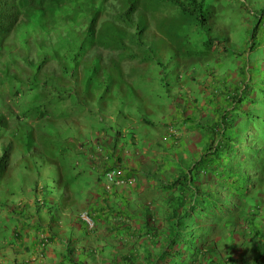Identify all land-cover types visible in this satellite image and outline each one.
<instances>
[{"label": "trees", "instance_id": "trees-1", "mask_svg": "<svg viewBox=\"0 0 264 264\" xmlns=\"http://www.w3.org/2000/svg\"><path fill=\"white\" fill-rule=\"evenodd\" d=\"M107 4L116 11L101 20ZM239 11L250 26L242 23L233 46L226 24L215 27L220 18L204 0H0V51L14 34L23 44L22 35H45L33 44L39 64L28 63L38 55L24 62L26 76L14 61L0 75V93L11 94L17 112L0 103V264H264V0L247 14L239 4ZM75 23L79 30L70 29ZM149 25L160 34L154 45L201 41V50H171L178 58L173 68L203 78L190 108L173 101L176 112L167 121L139 118L135 128L100 126L87 104L83 116L72 118L59 93L60 60L40 73L44 53L52 49L58 58L59 32L81 45L88 41L92 56L105 58L115 74L100 83L111 93L132 83L131 64L149 61ZM149 129L162 130L163 143L151 142ZM92 133L105 138L89 141ZM184 133L199 134L198 145L188 148ZM110 172L123 184L108 190ZM25 196H32L31 206ZM84 200L91 228L76 213ZM59 221L66 227H55ZM114 243L125 253L114 252Z\"/></svg>", "mask_w": 264, "mask_h": 264}, {"label": "rangeland", "instance_id": "rangeland-1", "mask_svg": "<svg viewBox=\"0 0 264 264\" xmlns=\"http://www.w3.org/2000/svg\"><path fill=\"white\" fill-rule=\"evenodd\" d=\"M204 1L207 4V6L210 5L213 10L214 9L216 10V14L218 18H220V20L215 24V27L216 28L220 26L225 27V24H226L227 32H231L229 37L231 38V42L233 46L238 45L240 43V38L242 36V26L244 25L245 27L246 24L248 25L250 24L249 18L247 17V15L242 16V17L239 16V13L242 11L241 10L238 12L239 4H243L246 14L247 12L250 13V11L254 10L258 4H261V0H233L234 2L232 0H204ZM218 2L219 4L217 5ZM231 2H233L232 5H231ZM109 3H112V2H109ZM107 5L109 6L108 11L102 15L101 20L106 19L107 15L109 16L111 13L116 11L115 4L113 5L107 4ZM224 7L226 9H224ZM72 13H73L74 18H76L77 20L80 13L77 10ZM239 18L242 22H239ZM243 22L244 24L242 25ZM76 24L77 23H75L74 26H71L70 29L79 30ZM63 30L59 32L58 42L57 44H55L53 48L56 51H58V55H57L58 58L56 56L55 58H53L50 55V52L52 49L44 53V56L48 58L45 59L44 61L45 65L42 66L40 73H45L47 72V70L52 71L55 68L54 66L56 64L55 62H57V60H60V67L62 68V72H63V76H62L63 80L60 82L59 93L61 95L60 97H62L64 100V102H62V106L63 107L66 106L68 107V109H70V112L73 115L72 118L77 117V116H83L85 114L83 113V109L86 108L85 105L87 104V101L89 99L93 100L94 97L97 100L98 95L101 94V97H100L101 103H103L104 101L107 102L108 100L114 99L112 103L113 105H117V100H119L118 106L117 107L114 106V107L122 109L127 113H130L129 110H133L134 108H136L137 110L133 112L132 114L134 118H137V119L146 118L148 120H156V122H159L161 120V122H163V121H167L168 115H174V113L176 112L172 110L167 112L169 109V105H173L174 100L176 101L180 99L179 103H180L181 109H183L185 106L187 107V105H189V108H190V106L193 104V98L197 94L196 89L198 91L201 90V87L197 88L195 87V84L198 82V80L200 82L203 81L202 75H196V77L191 75L193 70H191L190 68L189 69H184V67L183 68H180V67L173 68L178 58H176L175 55L172 58V52L178 53L180 50L182 51L189 50L191 48H195V49L197 48V50H201L202 49V46L200 47L201 41L197 42V40L192 39L190 41L192 43L190 44H186L183 41H176V43L172 45V48H170V46H167L164 42L158 45H154V42L160 39V36H159L160 34L156 30V28L150 27L149 25V30H147L144 33V36L146 37L147 41H149L148 44L150 46L151 44L153 45L152 51L150 52L151 57H149V61L143 63V65H139L138 63L131 64L135 66L134 69L136 70V75L134 74L133 76V81L130 84L131 86H127L124 88L126 90H135L137 87L142 88L144 90V96H143V99L142 100L139 99V102L135 104L134 106H131L130 103L128 104V106H124L125 102L124 103L120 102V99L118 97V94H120L122 90H116L117 87L113 86L112 89L113 90L115 89V91L108 93L105 90H103L105 88V85H102L100 83V80L102 81V78L106 77L109 74H112V75L115 74L114 73L115 71L104 66L106 64L105 58L99 59L98 57L92 56L93 50L90 51L88 41L85 44L81 45L80 43L82 42V40L76 43L72 42L71 40H67L66 38H64L65 35L63 34ZM14 35H12L5 42L2 52H0V71L2 70L3 65L14 61L17 64V67L23 69V76H26L27 74H24V70H26L27 67L24 65V62H26L25 61L26 59L33 60L35 56L38 55V57L35 60L31 62L28 61V63H31L33 66H36L39 64V61H40L39 51L33 44L35 43L34 42L35 39L37 40L41 39L42 37H44V34H40L37 37L36 36L33 37L32 35L27 36L24 39V44L21 43L18 40L17 36H14ZM27 47L29 48V53L27 52ZM147 47H148L147 45H144L142 46L141 50L145 51ZM98 52L102 56L107 55L105 51H98ZM141 56L147 57V55H141ZM114 63L115 62H113V64ZM128 63L129 62L126 61L123 65H120V68L123 69V71L124 70L126 71V69L124 68H126V65ZM162 64H165L166 66L163 67ZM115 66H118V63H115L113 67ZM164 69H166L165 72H164ZM179 75L182 78H179L180 77ZM204 75L206 76V74ZM165 82L168 84L169 87L165 85ZM2 83L5 85L4 81ZM55 85H56V82H55ZM49 86H51L50 83H49ZM180 86H183V87L180 88ZM202 88H205V87H202ZM181 91L182 92L184 91L183 94L181 93ZM209 92H210L209 87H206V92H204V95H203L206 103H208V101L211 99ZM68 95H70L69 98H68ZM186 99L188 100L187 105L184 104V101H186ZM0 103L10 107L11 109H13L14 113H17L15 110L14 104L11 102L10 93L4 94V95L0 94ZM71 104L73 106H71ZM204 104H202V102H198L197 106L200 108ZM204 107L207 108V105H204ZM212 107L213 106H211V108ZM175 110H177L176 106H175ZM186 111H187V108H186ZM205 114L206 113H204L203 111L200 113V116L204 117ZM177 116L179 117V115ZM95 117L97 119V123H100V126H103L104 124L106 125L109 123L108 121L109 115L107 113H95ZM202 119L203 118H201V120ZM157 130L159 129H156V130L149 129L148 130V133L154 134L157 136V138L154 141H156L157 139H160L162 137L161 135L163 134L162 130H161L162 134L159 133ZM92 135L94 136H92L90 140L96 141L99 139L97 138L95 140L94 138L97 134L92 133ZM198 135L197 136L193 135L194 136L193 141L195 140V143L197 145L199 143L197 141L199 140ZM161 139L159 141L163 143ZM123 156L125 157L124 159H127L129 161V163H131V161L133 160L131 157L132 156L131 152L128 147H124ZM157 157L160 160L159 154L157 155ZM137 159L141 160L140 163L142 164H146L149 162V160H147L146 158L142 159V157H137ZM13 173L14 174L20 173V170L18 169L17 171ZM162 180L164 179L162 178ZM15 182L17 181L14 180V183ZM90 196L94 197V193L90 192ZM47 197H49L47 199L49 204H53L54 203L53 201L56 200L55 196L48 195ZM39 199H40V195L38 196V201ZM23 200H24V203L30 206L33 204L32 196H25ZM89 200L88 201L84 200L82 203L75 205V209L77 210L76 213L79 214L81 212H84L87 209V204ZM62 221H66V220L63 219ZM74 226H77V225H73V227ZM55 227H59V228L66 227V224H62L59 221L57 224H55ZM114 244L116 245L115 247L116 249L114 250V252L118 250L119 252L117 253H120V254L125 253V252H120L121 246H117L118 243H114ZM91 245L93 246V244ZM57 249H60V248L57 246ZM51 253H53L52 250H51ZM95 255H96L95 256L96 260L103 259L97 253H95ZM39 262L42 264H52L48 261H42V260H40ZM32 264L34 263L32 262ZM87 264H97V262L89 261L87 262Z\"/></svg>", "mask_w": 264, "mask_h": 264}, {"label": "crops", "instance_id": "crops-1", "mask_svg": "<svg viewBox=\"0 0 264 264\" xmlns=\"http://www.w3.org/2000/svg\"><path fill=\"white\" fill-rule=\"evenodd\" d=\"M150 27H154L155 28L154 25H150ZM138 68H140V67H138ZM127 86H131L129 81H127ZM182 87L183 86H180V88H182ZM124 88L122 89V92L120 94H118L120 102H122V103L125 102L124 106H128L129 103H130L131 106H134L135 104H137L139 102V99L140 100L143 99L144 90L142 88L137 87L135 90L130 91V92H129V90H126ZM183 92L181 91L182 94H183ZM1 95H4V94H1ZM100 97L101 96H98V99H97L98 101L95 99V97L93 98V100H88L87 101V110L89 112H92V113H107L109 115V120L108 121H109V124L111 126H115L116 125V126L119 127L121 124H124V125H126L128 127H131V126H133V125H135L137 123V118H134V116L132 115L133 112H135L137 110L136 108H134L133 110H129L130 113H127V112H125L122 109L115 108V107L118 106L119 100H117V105H113L112 102H113L114 99L113 100H108L107 102L104 101L103 103H101L100 102L101 101ZM179 100L180 99H178L176 101L174 100V101L179 104ZM187 102H188V100H187ZM184 104H185V102H184ZM202 104H204V103L202 102ZM169 110H171V109L169 108ZM135 127L136 126L131 127V128H135ZM90 135H92V134H90ZM197 135L198 134H195L194 136H197ZM151 136L154 137L155 135H151ZM194 136L193 135H188L187 133H184V135L182 136L183 139L184 138L188 139V142L185 141V140H183V141L188 144L187 147L190 148V149H191L192 143L195 142V140L193 141V137ZM91 137L92 136H89V141H90ZM152 137L150 138V141L154 142V140H152ZM94 138H96V139L99 138L98 140H100V139H104L105 137L103 135L102 136L101 135H96ZM199 139H200V136H199ZM197 141L199 142V140H197ZM109 142H110V139H108L106 141L107 144H109ZM95 197H96V195L94 194V198ZM53 202L56 204L55 200ZM83 243L87 244V242H83ZM47 257L48 258L53 257L51 251L48 252ZM84 264H86V261L84 262Z\"/></svg>", "mask_w": 264, "mask_h": 264}, {"label": "built area", "instance_id": "built-area-1", "mask_svg": "<svg viewBox=\"0 0 264 264\" xmlns=\"http://www.w3.org/2000/svg\"><path fill=\"white\" fill-rule=\"evenodd\" d=\"M99 148V147H98ZM116 175L117 173H114V172H110V173H107L106 176H105V179H104V187L106 189L109 190L110 186L111 185H120V184H123L122 181H117L115 180L116 178ZM132 184V183H131ZM80 219H82V221H84L86 223V225L88 226V228H91L92 227V222L91 220L89 219L88 215L86 212H83L79 215Z\"/></svg>", "mask_w": 264, "mask_h": 264}, {"label": "clouds", "instance_id": "clouds-1", "mask_svg": "<svg viewBox=\"0 0 264 264\" xmlns=\"http://www.w3.org/2000/svg\"><path fill=\"white\" fill-rule=\"evenodd\" d=\"M20 26H21V25H20ZM18 27H19V26H18ZM21 35H22V34H21ZM44 36H45V35H44ZM9 38H10V37H9ZM9 38H8V39H9ZM8 39H7V40H8ZM22 39H23V40L25 39V37H24L23 35H22ZM7 40H6V41H7ZM36 40H37V39H36ZM6 41H5V42H6ZM37 41H38V40H37ZM5 42H4V44H5ZM4 44H3V47H4ZM3 47H2V49H3ZM2 49H1L0 52H2ZM10 61H11V60H10ZM3 68H4V65L2 66V70H3ZM2 70L0 71V75H1V73H2ZM81 213H83V212H81ZM81 213H80V214H81Z\"/></svg>", "mask_w": 264, "mask_h": 264}]
</instances>
